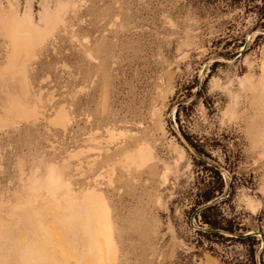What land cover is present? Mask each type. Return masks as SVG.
I'll return each instance as SVG.
<instances>
[{"label":"rangeland","instance_id":"obj_1","mask_svg":"<svg viewBox=\"0 0 264 264\" xmlns=\"http://www.w3.org/2000/svg\"><path fill=\"white\" fill-rule=\"evenodd\" d=\"M97 216L105 264H264V0H0V264H76Z\"/></svg>","mask_w":264,"mask_h":264},{"label":"bare ground","instance_id":"obj_2","mask_svg":"<svg viewBox=\"0 0 264 264\" xmlns=\"http://www.w3.org/2000/svg\"><path fill=\"white\" fill-rule=\"evenodd\" d=\"M40 35H37L35 33L27 32V31H19L18 28H13L11 32V41L14 49V53H12L11 56V63H10V69L13 71L14 74H20L23 76V62L22 58L29 55V53L32 50L33 42L36 39H40ZM24 77V76H23ZM34 111V110H32ZM13 112L17 114L19 117H29L31 115L34 116L33 112L25 109V107H22L18 104H16L13 107ZM14 114V115H15ZM31 116V117H33ZM30 118V117H29ZM57 123L60 125H63L67 121V117L65 115H62L61 113L56 118ZM20 219L22 224L29 230H31L34 234H37L38 236L46 235L48 238V233H46V230L43 227L42 222H40L38 219L33 218L30 214H21ZM99 219V216L94 217V221H88L87 227L80 226L78 228V242L80 246L84 247L86 244H88L87 247H85L84 253L86 254V257L84 259H78L76 260V264H105V257H104V249H103V243L100 238V230L98 227V231L96 233L93 231L94 226H97V220ZM103 234V233H102ZM96 238V241L101 246V251L99 252L98 256H95L93 253V250L91 248L90 241L88 242V239H94ZM104 241V240H103ZM62 254H65L62 252ZM79 262V263H78ZM55 264V263H54Z\"/></svg>","mask_w":264,"mask_h":264},{"label":"crops","instance_id":"obj_3","mask_svg":"<svg viewBox=\"0 0 264 264\" xmlns=\"http://www.w3.org/2000/svg\"><path fill=\"white\" fill-rule=\"evenodd\" d=\"M65 115L67 117V121L66 123L63 125H60L59 123L55 122L54 119H56L58 117L59 114ZM67 123H69V116L67 115V113L63 110V109H58V111H56L55 113V117H53L51 120L48 121V124L56 129H64L65 126H67ZM50 143V142H48ZM74 142L70 143L69 145L64 143L63 139H59L56 141V144L53 145V143H50V145H53L55 148L57 149H65L67 148L69 150V152L67 153V160L64 161L63 159L61 160L62 164H66L69 163L70 166L73 168V176H72V180H78V179H83L85 174L87 172H89V170H84L82 163H79L81 159H83V157L87 154H89V148H87V146L83 145H73ZM49 162V161H48ZM57 170H58V174L56 176V178H58L59 176H61V172H60V166L57 165ZM55 178V179H56ZM60 182H65V180H62ZM86 183H90V181H87ZM88 186H84L83 188H86ZM149 213V214H148ZM116 218L117 215H116ZM143 218H148V220L153 224L157 222V216L154 214L153 211H143V210H139L138 208L131 210V208H127V210H125V212L120 213L119 216V222H120V234L123 235V233H126V231H124V227L127 226L128 223H140ZM120 243L122 244L121 240Z\"/></svg>","mask_w":264,"mask_h":264}]
</instances>
